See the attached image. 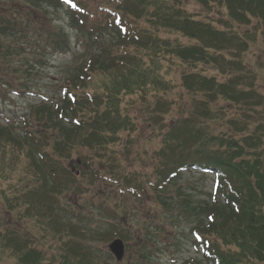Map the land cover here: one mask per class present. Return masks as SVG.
<instances>
[{"label":"trees","instance_id":"obj_1","mask_svg":"<svg viewBox=\"0 0 264 264\" xmlns=\"http://www.w3.org/2000/svg\"><path fill=\"white\" fill-rule=\"evenodd\" d=\"M29 1L35 8L65 12L79 55L72 56L52 98L40 96L18 122L0 125V181H29L20 191L10 184L1 191L4 209L19 219L35 220L45 234L50 229L65 253L61 264H106L93 259L80 225L85 218L70 212L62 197L88 192L84 183H102L110 189L108 199L115 202L120 196L124 205L126 198L140 201L149 192L164 211L173 210L176 199L177 216L203 217L191 232L193 248L205 262L264 264V95L255 85L256 74L244 64L248 42L233 30L235 24L253 21L264 27V0H193L207 12L214 6L226 10L216 23L194 20L179 6L183 0H72L75 8L65 0ZM0 22L3 35L24 32L16 18ZM55 36L53 53L64 55L69 38L60 28ZM3 46L11 55V45ZM165 64L170 67L164 76L173 67L181 72L177 80L163 77ZM205 65L218 76L198 71ZM29 74L17 71L21 87ZM1 81L2 88L14 87ZM177 89L182 92L177 93L179 102L160 97ZM186 94L193 101L184 104ZM131 99H141L148 116L162 125L154 137L159 146L151 171H131L129 166L138 131L137 118L127 108ZM148 116L138 114L147 127ZM168 116L176 118L166 122ZM186 172L214 179L210 199L202 206L179 198L175 186ZM172 187L176 197L168 194ZM99 210L116 217L103 201ZM72 219L79 224L72 225ZM163 221H155L154 227L162 235ZM119 226L109 225L99 240L121 239L127 246L136 241ZM150 227L145 228L147 238L137 241L139 264H151L155 242ZM5 233L0 234L1 250L10 248L19 264L46 263L30 243L10 239L18 231Z\"/></svg>","mask_w":264,"mask_h":264},{"label":"rangeland","instance_id":"obj_2","mask_svg":"<svg viewBox=\"0 0 264 264\" xmlns=\"http://www.w3.org/2000/svg\"><path fill=\"white\" fill-rule=\"evenodd\" d=\"M185 10L192 18L197 21L212 22L225 15L226 10H220L219 7H215L210 12H207L193 0H183L179 5ZM225 11V12H224ZM4 17H13L17 19V22L21 23L24 27V32L21 35H3L0 29V81L5 79L7 82L14 85L11 87H3L0 85V125L3 126L12 121L18 122V120L29 111L30 106L37 105L41 99L40 96H47L52 98L55 91V84L59 83V80L65 77L69 67L73 64L72 56L79 55V51L76 45V37L67 26L66 15L63 10L55 8H47L45 6L34 7L29 0H0V21ZM226 18V17H225ZM3 23V22H2ZM214 23V24H215ZM3 26L0 22V27ZM223 29L222 26H218ZM62 29L64 34L69 38L70 49L64 55H58L53 53L52 44L58 40V29ZM235 33H239L241 37L248 42V50L243 56L244 64L251 68L256 74L255 85L258 92L264 95V27L257 21H253L251 25H233ZM172 38V37H171ZM10 43V44H9ZM12 47L10 54H6L4 46ZM10 55V56H9ZM36 60L39 64L34 65ZM34 66V67H32ZM163 77L170 81L177 80L180 76V71H175L171 67V73L167 76L164 74L168 72V65L163 66ZM198 71H203L204 75H217L218 73L212 68L205 66H199ZM30 71V74L23 77L24 86L21 87L19 79H17V71ZM15 72V73H14ZM2 82V81H1ZM182 93L177 89L172 90V93L164 97L169 102L178 101V94ZM180 97V96H179ZM192 95L186 94L185 98H182L184 104L193 101ZM132 101L127 105L128 112L134 115L137 120L135 121L138 126V131L135 133L137 142L133 145L135 153L131 155L129 166L131 171L146 172L151 171L155 164L151 157L153 151L159 146V140L154 139L158 136L160 129H162L161 122H158V118L148 116L149 110L141 99H131ZM141 103V105H140ZM176 111V109H174ZM138 114H142L148 119L149 126L143 124L139 119ZM176 117L168 116L166 122L174 120ZM153 140V141H152ZM158 141L157 143H153ZM117 152L119 151L116 150ZM83 153V151H81ZM78 160V155L75 154L73 161ZM126 165L124 159H120ZM72 168V164H69ZM75 170V169H73ZM80 171V169H77ZM77 171V172H78ZM19 175L16 177L18 178ZM21 177V176H20ZM212 177L201 176L197 173L186 172L182 175L181 181L176 184V188H180L178 193L180 199L187 201L188 205L197 207L208 202L213 190ZM29 181L26 179L23 183H17L14 181H0V193L2 190H6L9 184L15 186L20 191L24 186L26 187ZM88 192H84L80 197H73L72 193L65 194L62 197V204L66 207L81 214L84 219L82 224L85 234L84 243L91 248V255L94 260L99 263L106 264H139V245L138 239L144 240L146 237L145 228L151 226L149 229L154 238L155 246L152 254L151 264H212L207 263L201 259L200 254L193 248V235L191 228L195 226L197 222L203 221V217H185L182 214L177 216L175 207L177 206L176 199H173L170 212L162 210L161 206H158L157 201L152 197L149 192L142 195L141 200L126 198V204L122 202L120 196L117 197L115 202L108 199L107 195L109 188L105 189L102 183H97L94 186L84 183ZM175 187L169 189L168 194L170 196H177L175 194ZM175 194V195H174ZM105 202L109 212L115 213L114 218H110L105 212L99 210V204ZM141 201L143 205L141 206ZM139 207V208H138ZM135 210H132V209ZM123 209H128V213H123ZM139 214L137 215V211ZM107 211V214H109ZM165 214L172 215L166 217ZM124 215L126 217H124ZM155 217V218H153ZM166 217V219H165ZM64 218V217H63ZM149 218L159 221L163 219V224L166 229L165 234L157 233L154 231L156 222ZM67 221L68 219L65 218ZM66 220H64L66 222ZM71 224H79L78 221L72 219ZM120 225L119 231L130 233L133 237L131 244L125 245V255L121 262H116L109 254L108 244L112 241L105 243L99 240L98 234L105 233L109 225ZM5 231H18L16 236H10V239L20 238L21 242L30 243V246L36 252L40 253L44 257V264H61L62 255H65L62 251V247L57 241V237L54 236L51 230L40 228L35 220L30 218L20 219L17 217L16 212H8L0 204V234H6ZM116 232V231H115ZM96 233V234H94ZM117 233V232H116ZM158 234V235H157ZM157 235V236H155ZM155 236V237H154ZM1 240V239H0ZM17 241V240H16ZM2 241H0V246ZM10 245V243H9ZM13 244L10 245V247ZM0 247V264H19L14 258L13 251L9 248L1 250ZM65 250V249H64ZM28 249L26 250V253ZM89 255V259L91 257ZM30 260V259H29ZM26 262L29 263L30 261Z\"/></svg>","mask_w":264,"mask_h":264},{"label":"water","instance_id":"obj_3","mask_svg":"<svg viewBox=\"0 0 264 264\" xmlns=\"http://www.w3.org/2000/svg\"><path fill=\"white\" fill-rule=\"evenodd\" d=\"M108 250L115 257L117 262L122 260L124 256V245L121 240L117 239L112 241L108 246Z\"/></svg>","mask_w":264,"mask_h":264},{"label":"snow or ice","instance_id":"obj_4","mask_svg":"<svg viewBox=\"0 0 264 264\" xmlns=\"http://www.w3.org/2000/svg\"><path fill=\"white\" fill-rule=\"evenodd\" d=\"M65 3H69L72 7H77L75 3L72 2V0H65ZM199 239V237H197Z\"/></svg>","mask_w":264,"mask_h":264}]
</instances>
